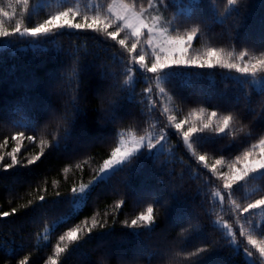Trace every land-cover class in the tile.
Listing matches in <instances>:
<instances>
[{"label":"trees","instance_id":"16d2710c","mask_svg":"<svg viewBox=\"0 0 264 264\" xmlns=\"http://www.w3.org/2000/svg\"><path fill=\"white\" fill-rule=\"evenodd\" d=\"M112 1L0 0V264H260L264 0H158L166 67Z\"/></svg>","mask_w":264,"mask_h":264},{"label":"rangeland","instance_id":"374dc122","mask_svg":"<svg viewBox=\"0 0 264 264\" xmlns=\"http://www.w3.org/2000/svg\"><path fill=\"white\" fill-rule=\"evenodd\" d=\"M109 11L133 35L146 36L147 53L153 57L157 56L155 67L185 63L193 38H177L171 35L167 18L158 0H152L150 5L143 9H135L126 0H113L109 6ZM156 145L151 134L138 136L134 133H125L121 135L115 150L104 163L96 180L107 177L145 147L148 146L149 151H152L156 148ZM249 163H252L251 167L264 168V157ZM242 172L243 169H240L238 174L242 175ZM96 180L79 186L76 191L75 209L83 205L88 190ZM254 248L256 251L255 257H257L260 264H264V241L255 244Z\"/></svg>","mask_w":264,"mask_h":264}]
</instances>
